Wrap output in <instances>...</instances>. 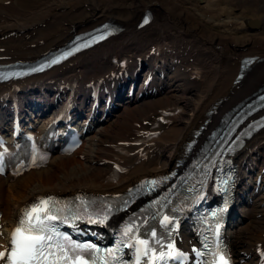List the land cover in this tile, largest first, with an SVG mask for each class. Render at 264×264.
I'll use <instances>...</instances> for the list:
<instances>
[{
    "label": "bare ground",
    "instance_id": "bare-ground-1",
    "mask_svg": "<svg viewBox=\"0 0 264 264\" xmlns=\"http://www.w3.org/2000/svg\"><path fill=\"white\" fill-rule=\"evenodd\" d=\"M144 8L152 10V19L136 27ZM105 18L117 22L120 30L29 82L17 81L18 86L50 80L61 90L73 83L80 86L94 78H109L114 65L104 64L125 56V61L144 58L143 78L159 62L155 73L165 74L154 80L163 82V87L96 122L70 153L21 157L0 173V251L16 215L31 199L46 194H119L144 176L165 171L182 154L184 139L207 116L208 108L215 112L212 119L264 81V0H0V60L33 58L60 44L73 30ZM253 54L260 60L232 83L238 59ZM16 86V82L0 83V94ZM155 111L164 124L148 128L146 120ZM80 119L79 126L84 116ZM47 120L36 123V135ZM25 121L35 122L36 117ZM249 149L247 160L260 166L264 127L250 139ZM247 176V170L241 173L246 185ZM246 192L244 186L242 194ZM261 204L259 195L251 205L238 208L227 228L237 258L253 260L254 244L264 253ZM178 242L186 250L192 244L189 236Z\"/></svg>",
    "mask_w": 264,
    "mask_h": 264
},
{
    "label": "snow or ice",
    "instance_id": "snow-or-ice-1",
    "mask_svg": "<svg viewBox=\"0 0 264 264\" xmlns=\"http://www.w3.org/2000/svg\"><path fill=\"white\" fill-rule=\"evenodd\" d=\"M144 23H148L147 18ZM40 204L47 205L48 200H42ZM39 211H44V209L41 208ZM56 219V216L48 214L47 211L41 217L38 214L37 206H33L30 211H26L13 229L8 247L5 251L0 252V260L7 256L5 264H61V262L63 264H88V260L93 259L92 254L88 252L85 256L84 253L88 249L94 248L93 245L73 242L70 246H65L58 242L53 243L54 238L60 234L55 231V226L47 224L46 221ZM98 222L103 223V221ZM164 222H168L167 216L164 217ZM127 231L130 232L131 228ZM152 235H156L154 230ZM63 238L65 240L70 239L67 236ZM139 243L147 249V240H139ZM168 247L173 248L174 245L169 244ZM144 254L147 255V251ZM165 255L168 257L174 256L173 252H161L158 258L163 259ZM137 264H139V258H137ZM219 264H228L223 255L219 256Z\"/></svg>",
    "mask_w": 264,
    "mask_h": 264
},
{
    "label": "rangeland",
    "instance_id": "rangeland-1",
    "mask_svg": "<svg viewBox=\"0 0 264 264\" xmlns=\"http://www.w3.org/2000/svg\"><path fill=\"white\" fill-rule=\"evenodd\" d=\"M109 64H104V65H110V63L111 62H108ZM203 70H205V69H203ZM156 108V107H155ZM157 109V108H156ZM153 114H155V112L153 113ZM161 120H162V118H161V116L159 115V116H156L155 115V117H153V116H151L149 119H148V122H147V126L148 127H152V126H154V125H156V123H159V125L157 126V127H159V126H162L163 124H164V122H161Z\"/></svg>",
    "mask_w": 264,
    "mask_h": 264
}]
</instances>
